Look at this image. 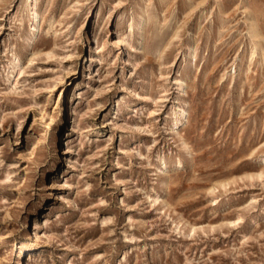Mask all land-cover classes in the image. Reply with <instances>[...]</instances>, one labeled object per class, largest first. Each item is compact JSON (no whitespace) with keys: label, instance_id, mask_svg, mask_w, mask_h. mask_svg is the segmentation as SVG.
Returning <instances> with one entry per match:
<instances>
[{"label":"rangeland","instance_id":"rangeland-1","mask_svg":"<svg viewBox=\"0 0 264 264\" xmlns=\"http://www.w3.org/2000/svg\"><path fill=\"white\" fill-rule=\"evenodd\" d=\"M37 4L24 47L0 0V264H264V0Z\"/></svg>","mask_w":264,"mask_h":264},{"label":"bare ground","instance_id":"bare-ground-1","mask_svg":"<svg viewBox=\"0 0 264 264\" xmlns=\"http://www.w3.org/2000/svg\"><path fill=\"white\" fill-rule=\"evenodd\" d=\"M26 4L28 5V8H29L28 9V21L30 22V25H29V28H28L25 36H24L23 45H24V47H29L32 45L35 34L38 31L40 13H39L37 0H26ZM253 35L255 36L258 34L255 31V32H253ZM15 58L19 59V57H17V56H15ZM175 79H176L175 82H177V78H175ZM181 83L184 84V80H182ZM62 126L63 125L61 123L59 128H62ZM66 137H68V132H63V137H62L63 142L60 143V147H58L57 153L51 162V166L53 168L57 167V162H58L59 158L61 157L60 154H63L67 149L68 139ZM53 179L54 178H51L49 180V185H48L49 188H52L55 184L53 182ZM32 224H33V229L36 228V226H37L36 221L32 222ZM21 262L22 261H19V264H21Z\"/></svg>","mask_w":264,"mask_h":264}]
</instances>
